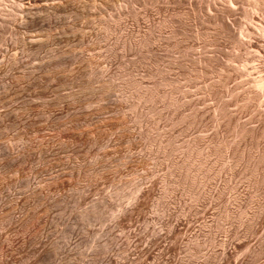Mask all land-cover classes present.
Instances as JSON below:
<instances>
[{
	"label": "rangeland",
	"instance_id": "obj_1",
	"mask_svg": "<svg viewBox=\"0 0 264 264\" xmlns=\"http://www.w3.org/2000/svg\"><path fill=\"white\" fill-rule=\"evenodd\" d=\"M226 7L0 0V264H264V0Z\"/></svg>",
	"mask_w": 264,
	"mask_h": 264
},
{
	"label": "bare ground",
	"instance_id": "obj_2",
	"mask_svg": "<svg viewBox=\"0 0 264 264\" xmlns=\"http://www.w3.org/2000/svg\"><path fill=\"white\" fill-rule=\"evenodd\" d=\"M228 1V5L232 4V0H225ZM254 3H260V0H251ZM226 7V11L225 12H229L231 9ZM219 18V17H218ZM217 20V19H216ZM218 21V20H217ZM248 31H242V29L240 30V37L238 39V42L240 44H243V39L246 38V35H248V41H250V44L252 43L251 39H252V35H254L255 31H258V33H261V37H260V41L258 42H264V24L260 25V23L258 25H260V28L258 29L259 26L256 27V25L250 23V21H248ZM254 25V28L253 26ZM261 31V32H260ZM251 32V33H250ZM256 37H258V35H256ZM237 43V42H236ZM257 43V42H255ZM261 44V45H260ZM259 47L262 46V48H264V43H260ZM257 46V45H256ZM247 55H250V57H252V55H256L253 52L252 53H247ZM256 57H253V59H255ZM260 61V60H259ZM248 61H246V59H244V65H247ZM259 65V64H258ZM258 68H260L259 73L256 74V76H252L254 78H252L250 81V87L247 89L246 93L244 94L243 92V101L250 102V101H254V102H259L260 103V109H264V107H262L264 105V73L262 74L261 72L264 71V57L261 60V65L258 66ZM256 69V68H255ZM248 70V67H246V71ZM248 87V86H247ZM246 89V88H245ZM241 97V98H242ZM260 113H262V117L264 118V110H262ZM246 128L244 127V130Z\"/></svg>",
	"mask_w": 264,
	"mask_h": 264
}]
</instances>
